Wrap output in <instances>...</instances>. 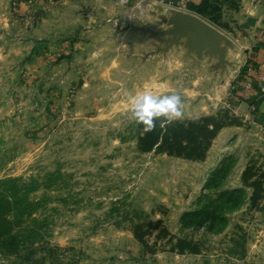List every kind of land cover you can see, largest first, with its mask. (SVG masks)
I'll return each instance as SVG.
<instances>
[{"label": "rangeland", "instance_id": "obj_1", "mask_svg": "<svg viewBox=\"0 0 264 264\" xmlns=\"http://www.w3.org/2000/svg\"><path fill=\"white\" fill-rule=\"evenodd\" d=\"M185 9L176 0H0V264H40L38 250L3 247L28 230L64 264H264V196L253 204L249 183L233 178L237 140L209 163L212 141L202 139L177 157L161 141L149 148L160 122L144 132L132 115L152 69L133 51L171 38L132 27L168 30L163 19ZM169 123L240 122L221 108ZM252 162L251 174H263ZM235 190L243 194L228 201ZM158 223L175 240L148 226ZM176 239L196 253L171 250Z\"/></svg>", "mask_w": 264, "mask_h": 264}, {"label": "crops", "instance_id": "obj_2", "mask_svg": "<svg viewBox=\"0 0 264 264\" xmlns=\"http://www.w3.org/2000/svg\"><path fill=\"white\" fill-rule=\"evenodd\" d=\"M185 13L192 14L223 34L222 55L202 52L201 58L188 46V39L167 47L147 40L134 54L148 57L143 69L151 66L142 80V90L155 97L170 93L181 96L183 116L196 120L214 114L229 104L239 124L223 127L212 140L206 163L233 150L237 140V161L232 168L237 183L252 159L264 170V92L259 77L264 76V0H189ZM0 15V28L4 27ZM144 39V38H143ZM146 41V40H145ZM159 47V48H158ZM144 58V57H143ZM255 71L253 73V71ZM144 75V76H146ZM133 81V79H132ZM247 83L250 90L244 92ZM231 153L228 152V155Z\"/></svg>", "mask_w": 264, "mask_h": 264}, {"label": "trees", "instance_id": "obj_3", "mask_svg": "<svg viewBox=\"0 0 264 264\" xmlns=\"http://www.w3.org/2000/svg\"><path fill=\"white\" fill-rule=\"evenodd\" d=\"M162 121L163 120L159 119L155 120L156 123H161ZM229 125L234 126L238 124L230 123ZM188 127L189 129L181 127L178 131H176L175 128L169 122L165 123L164 128L162 130L158 128L156 134L152 133L150 136H148L147 140H150L149 148L158 144L161 141L163 145L168 147L167 151L169 155H175L177 157L182 156L183 151L188 149L186 148V146H183V143L199 144L200 139L205 140L206 142H210L215 138L217 133L224 127V125L207 124L200 126L195 124H189ZM190 155L191 154H188L186 156L188 157ZM250 171L251 170L246 168L242 173L241 179L244 183H249L248 185L252 189L250 199L253 204H256L257 202L261 201L264 196V173L261 174L259 172L260 176H258L251 174ZM236 194H243V190H235L228 193L227 195L230 197L228 201H230L232 197ZM4 198L5 197L0 194V204L2 203L1 200H3ZM2 216L3 212L0 211V218ZM148 226L153 228H159V234L166 238L168 242H172L173 240H175V237L172 236L165 228L159 227L160 223L155 226H152L151 224H149ZM2 229L3 227H0V231H2ZM147 233L148 232L146 230L143 231L141 227H136L133 235L137 242L144 248L145 252L153 254L155 250L151 249L148 246L147 241L145 240V235ZM3 247L7 253H11L14 255H17L21 251H24L26 253V257L34 255L36 250H38L39 252L43 253L40 264H45V262H47L48 260L51 264H64L57 255V252L60 249L57 247L50 246L49 243L47 241H44L42 236L39 233H36L35 231L28 230L23 231L22 234H18L13 237L9 236ZM171 250L177 251L179 254H183L186 251L192 254L196 253V248L194 246H191V244L178 239H176V243ZM74 264L76 263L74 262Z\"/></svg>", "mask_w": 264, "mask_h": 264}, {"label": "water", "instance_id": "obj_4", "mask_svg": "<svg viewBox=\"0 0 264 264\" xmlns=\"http://www.w3.org/2000/svg\"><path fill=\"white\" fill-rule=\"evenodd\" d=\"M163 22L170 28L161 32L136 26L132 28L161 38L171 37L166 40L168 48L180 44L183 39H188L190 50L194 51L198 58H201L202 52L221 56L223 49L219 45L220 42L225 40L229 43L223 34L192 14L176 12L170 19H163Z\"/></svg>", "mask_w": 264, "mask_h": 264}, {"label": "clouds", "instance_id": "obj_5", "mask_svg": "<svg viewBox=\"0 0 264 264\" xmlns=\"http://www.w3.org/2000/svg\"><path fill=\"white\" fill-rule=\"evenodd\" d=\"M133 118L144 125V132L155 129L154 120L163 117L160 127L165 123L180 119L183 116V101L180 95L172 94L163 97H153L145 94L134 99Z\"/></svg>", "mask_w": 264, "mask_h": 264}, {"label": "built area", "instance_id": "obj_6", "mask_svg": "<svg viewBox=\"0 0 264 264\" xmlns=\"http://www.w3.org/2000/svg\"><path fill=\"white\" fill-rule=\"evenodd\" d=\"M188 1L189 0H176L178 9L179 10L184 9ZM251 71H253V70L251 69ZM254 72L255 71H253V73ZM259 80L261 81L260 89L262 92H264V76L259 77ZM250 87H251V84L247 83L244 87V92L249 91ZM223 108H227L234 116H237L236 112L234 110H232V108L229 104H224ZM261 129L264 132V127H262Z\"/></svg>", "mask_w": 264, "mask_h": 264}]
</instances>
